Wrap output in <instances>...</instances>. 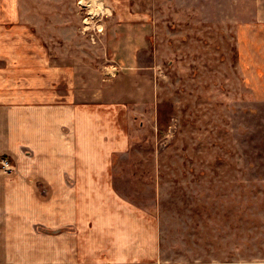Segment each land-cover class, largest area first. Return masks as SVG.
<instances>
[{"label":"crops","instance_id":"0c3cea01","mask_svg":"<svg viewBox=\"0 0 264 264\" xmlns=\"http://www.w3.org/2000/svg\"><path fill=\"white\" fill-rule=\"evenodd\" d=\"M54 1L0 0V154L13 164L0 172V264H156L158 217L114 184L153 17L134 0H105L120 59L115 83L101 88L59 44L77 28ZM228 9L243 22L244 81L262 99L264 0H230Z\"/></svg>","mask_w":264,"mask_h":264},{"label":"rangeland","instance_id":"374dc122","mask_svg":"<svg viewBox=\"0 0 264 264\" xmlns=\"http://www.w3.org/2000/svg\"><path fill=\"white\" fill-rule=\"evenodd\" d=\"M54 2L77 28L58 38L70 61L101 88L115 83L105 0ZM134 3L153 27L142 90L126 101L131 146L115 160V187L158 217L156 264H264V98L244 81L243 22L230 18V0Z\"/></svg>","mask_w":264,"mask_h":264},{"label":"built area","instance_id":"2783aa9c","mask_svg":"<svg viewBox=\"0 0 264 264\" xmlns=\"http://www.w3.org/2000/svg\"><path fill=\"white\" fill-rule=\"evenodd\" d=\"M12 170H13V164L10 158L7 155L0 154V172L8 174Z\"/></svg>","mask_w":264,"mask_h":264},{"label":"bare ground","instance_id":"6f19581e","mask_svg":"<svg viewBox=\"0 0 264 264\" xmlns=\"http://www.w3.org/2000/svg\"><path fill=\"white\" fill-rule=\"evenodd\" d=\"M100 11H102V10H100Z\"/></svg>","mask_w":264,"mask_h":264}]
</instances>
